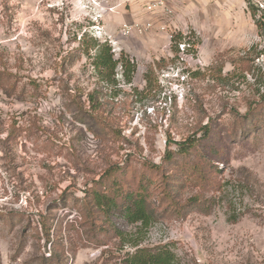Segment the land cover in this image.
Returning a JSON list of instances; mask_svg holds the SVG:
<instances>
[{"label":"rangeland","instance_id":"374dc122","mask_svg":"<svg viewBox=\"0 0 264 264\" xmlns=\"http://www.w3.org/2000/svg\"><path fill=\"white\" fill-rule=\"evenodd\" d=\"M149 18L164 30H127ZM259 20L264 0H173L161 18L134 0H0V264H124L164 245L178 264H264ZM102 45L134 61L131 84L120 67L100 82ZM138 189L144 230L94 202Z\"/></svg>","mask_w":264,"mask_h":264},{"label":"trees","instance_id":"16d2710c","mask_svg":"<svg viewBox=\"0 0 264 264\" xmlns=\"http://www.w3.org/2000/svg\"><path fill=\"white\" fill-rule=\"evenodd\" d=\"M249 11L251 17L256 19V11L252 5H249ZM256 21L258 28L264 27V22ZM179 37H173L172 41H180ZM177 50V45L175 47ZM93 67L97 72V77L100 82L103 83H112L115 82L114 72L120 67L122 79L126 84H131L134 73L136 71V65L133 60L129 58L120 57L117 60L113 59L112 54L110 53V48L106 45H102L98 48V53L93 57ZM147 74L145 75V79ZM196 147V141L194 139H188L179 145V149L176 152L180 156H185L189 154V151L192 148ZM172 152L167 153L169 156L168 160H171ZM98 194V195H97ZM94 196V202L97 207L102 208L104 205L113 204L121 207L123 216L125 220L132 225H137L138 230H144L148 227L149 221L151 219L150 210L147 205V198L145 191L138 189L136 191H127L126 193L120 195V197H112L108 195H101L97 193ZM115 235L121 240L125 239L123 233H120L118 230H114ZM134 248H137V245H133ZM124 264H178V259L175 253L167 245L149 248H137L132 254L126 256L123 261Z\"/></svg>","mask_w":264,"mask_h":264},{"label":"built area","instance_id":"2783aa9c","mask_svg":"<svg viewBox=\"0 0 264 264\" xmlns=\"http://www.w3.org/2000/svg\"><path fill=\"white\" fill-rule=\"evenodd\" d=\"M143 5V11L146 14L156 15L157 18L163 16V11L166 9V5L169 1L173 0H134ZM155 28L154 20L149 19L144 23H135L132 27H129L127 30H133L135 33L141 35L146 32H149ZM159 29L164 30V25L161 24Z\"/></svg>","mask_w":264,"mask_h":264},{"label":"crops","instance_id":"0c3cea01","mask_svg":"<svg viewBox=\"0 0 264 264\" xmlns=\"http://www.w3.org/2000/svg\"><path fill=\"white\" fill-rule=\"evenodd\" d=\"M141 5V4H140ZM145 13V12H144ZM146 14V13H145ZM150 19V18H149ZM148 19V20H149ZM154 24H155V21H154ZM162 23H159L158 25H156L155 27H157V26H160Z\"/></svg>","mask_w":264,"mask_h":264}]
</instances>
